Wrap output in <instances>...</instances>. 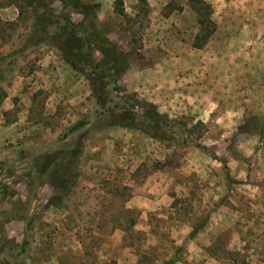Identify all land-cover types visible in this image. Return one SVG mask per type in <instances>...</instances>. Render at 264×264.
Here are the masks:
<instances>
[{"label":"rangeland","instance_id":"374dc122","mask_svg":"<svg viewBox=\"0 0 264 264\" xmlns=\"http://www.w3.org/2000/svg\"><path fill=\"white\" fill-rule=\"evenodd\" d=\"M81 1L100 5L98 30L128 60L105 109L126 96L166 126L159 139L100 128L89 82L74 71L61 72L54 90L69 102L58 109H43L47 90L35 91L24 136L13 129L0 153V264H264V146L244 132L264 121V35L251 31L264 15H247L264 0H203L215 32L202 49L187 0H123L125 19L114 0ZM4 28L2 87L45 56L62 61L53 41L31 45L25 23Z\"/></svg>","mask_w":264,"mask_h":264},{"label":"trees","instance_id":"16d2710c","mask_svg":"<svg viewBox=\"0 0 264 264\" xmlns=\"http://www.w3.org/2000/svg\"><path fill=\"white\" fill-rule=\"evenodd\" d=\"M140 2L146 6V0ZM50 3L59 4L57 13H54ZM187 3L197 17L198 32L192 47L202 49L215 32V24L211 19L212 8L203 0H187ZM4 6L14 7L18 12L16 21L3 24L6 27L4 31H14L25 23L30 34H33L32 46L53 41V47L63 62L88 80L91 98L104 116L100 128L119 127L139 131L154 139L160 138L167 118L159 115L152 105L141 104L126 96H116L117 103L105 109L107 103H112L113 100L108 99L104 92L109 86L113 87L115 93L119 92V83L128 68V60L121 49L98 30V3H83L81 0H7ZM113 10L119 17H127L123 0H114ZM70 13L81 16V23L75 24ZM57 19L62 26L58 32L50 34ZM94 53L100 55L99 61L95 60ZM82 126V123H78L75 128ZM243 128L244 126L239 130ZM244 132L257 135L264 146V121H256L254 129ZM176 262V259H172L163 264Z\"/></svg>","mask_w":264,"mask_h":264},{"label":"crops","instance_id":"0c3cea01","mask_svg":"<svg viewBox=\"0 0 264 264\" xmlns=\"http://www.w3.org/2000/svg\"><path fill=\"white\" fill-rule=\"evenodd\" d=\"M6 1L3 4H0V27L2 26V23L5 24L7 22H14L18 17V12L14 7L4 6ZM252 8L253 9H249L247 11L248 16L253 18H263V4L259 7L256 6L255 8L253 6ZM253 30L257 31V33L261 34V36L264 35V23L258 22L257 20L256 24L251 27V31ZM256 43H258V41H256ZM6 54L7 48L6 46L4 49L2 48L0 37V83L3 81V78L1 77L2 66H5V62L2 64V58H5ZM37 65L38 67L32 75H22L21 78L17 76L20 82L15 83L10 89L6 86L2 87L0 84V153H2L1 149L5 145L7 134H12L13 129H15L16 140L24 136L25 129L20 125V122L24 117L28 116L27 114L29 113V109L37 108L34 106L32 107V105L35 104H33L31 100V97L33 96L32 94L35 91L40 89L47 90L45 95H43V106L41 104L43 109L56 110L58 109V105L67 104L69 102L64 98V94L62 95L54 89H57V86L61 85V72L69 75L73 74V70L67 64L64 65L63 60L60 61V59L52 58L50 56L43 57ZM29 80H33V83L31 84ZM23 81H27L31 88L25 87ZM13 109H15L16 120L7 124L5 116ZM156 175L157 174L154 176ZM160 180L161 176H159V182H154V186L150 190L151 193H157L160 188Z\"/></svg>","mask_w":264,"mask_h":264}]
</instances>
